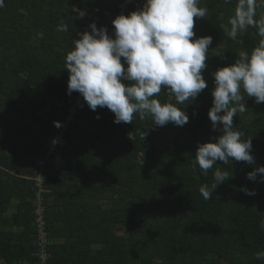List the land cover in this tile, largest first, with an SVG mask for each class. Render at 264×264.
<instances>
[{"label":"trees","instance_id":"16d2710c","mask_svg":"<svg viewBox=\"0 0 264 264\" xmlns=\"http://www.w3.org/2000/svg\"><path fill=\"white\" fill-rule=\"evenodd\" d=\"M122 2L4 0L0 7V264H38L35 169L59 129L53 122L64 121L78 95L68 94L65 57L93 22L109 30ZM238 5L199 0L207 15L196 18L193 39L213 37L203 70L208 87L192 103L177 105L189 116L184 126H155L138 116L116 124L108 108L92 111L83 100L44 167L49 264H264L255 258L264 251V174L247 179L264 166V103L245 97L248 110L233 117V126L252 138L254 164L217 161L205 176L195 160L199 144L221 134L208 116L212 73L240 52L251 53L261 39L251 27L235 41L228 37ZM141 8L130 5L125 15ZM261 16L264 4L256 9V19ZM61 23L67 32L56 30ZM159 99L175 104L163 89ZM216 168L232 176L205 200L199 188L214 183Z\"/></svg>","mask_w":264,"mask_h":264},{"label":"clouds","instance_id":"9594fccd","mask_svg":"<svg viewBox=\"0 0 264 264\" xmlns=\"http://www.w3.org/2000/svg\"><path fill=\"white\" fill-rule=\"evenodd\" d=\"M261 4L264 0H239L229 21L231 28L226 30L235 41L249 27L255 28L261 39L251 53L240 52L235 63L212 73L214 99L208 116L212 130L221 134L214 142L201 143L197 148L196 165L205 176L217 161L224 165L233 160L255 163L252 138H244L245 133L233 126V117L248 110L245 97H254L256 104L264 103V16L256 19V9ZM198 5L199 0H145L141 9L112 21L114 36L93 22L91 31L81 33L65 57L68 94L80 93L92 111L108 108L114 113L116 124L132 123L134 116L140 120L150 117L155 126L187 124L188 114L177 105L192 103L208 87L203 70L213 42L212 36L193 39L196 18L207 15V8ZM3 6L4 0H0V7ZM56 30L67 32L68 25L61 23ZM162 89L169 100L175 98V104L161 102ZM53 123L62 127L60 121ZM129 138L134 139L130 134ZM57 142L53 140L54 145ZM258 174H264V166L248 172L247 179L257 181ZM231 176L216 168L214 183L199 188L202 197L212 199L217 187ZM259 182L264 183V175ZM243 191L256 195L255 190ZM260 227L264 229V221ZM255 258L264 260V251H258Z\"/></svg>","mask_w":264,"mask_h":264},{"label":"built area","instance_id":"2783aa9c","mask_svg":"<svg viewBox=\"0 0 264 264\" xmlns=\"http://www.w3.org/2000/svg\"><path fill=\"white\" fill-rule=\"evenodd\" d=\"M145 0H123L122 9L120 13L126 14L129 10L130 5H134L135 7H143ZM116 16V17H117ZM114 25L111 23L108 34L114 36ZM83 97L80 93H78L77 98L73 104V106L69 109L67 116L62 122V127L57 130V133L53 136L52 139L48 140L47 147L49 151V155H52L57 147L63 143L65 133L70 129L71 125L75 122L77 116L79 115L81 104L83 102ZM53 140L58 141L55 145L53 144ZM48 155V157H49ZM48 157L44 160H41L37 163V169H35V177L33 181L35 183V187L38 188V192L36 198L34 200L35 207L33 210L34 215V228H35V246L36 251L34 257L37 259L38 264H49L50 262V246L52 245V240L50 239L48 233V223H47V203L46 200L42 197V192L44 188V167Z\"/></svg>","mask_w":264,"mask_h":264},{"label":"rangeland","instance_id":"374dc122","mask_svg":"<svg viewBox=\"0 0 264 264\" xmlns=\"http://www.w3.org/2000/svg\"><path fill=\"white\" fill-rule=\"evenodd\" d=\"M123 228H124L125 234L127 235L128 234L127 226H123Z\"/></svg>","mask_w":264,"mask_h":264}]
</instances>
